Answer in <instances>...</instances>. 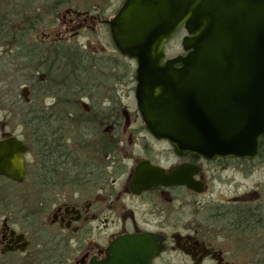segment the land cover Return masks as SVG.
<instances>
[{"label": "flooded vegetation", "instance_id": "af4514ba", "mask_svg": "<svg viewBox=\"0 0 264 264\" xmlns=\"http://www.w3.org/2000/svg\"><path fill=\"white\" fill-rule=\"evenodd\" d=\"M20 40L23 43V35ZM40 42L38 49L48 47ZM117 101V108L96 110L100 117L106 114L98 120L108 124L105 131L113 148L107 156L90 160L98 167L91 165V171L84 164L55 167L33 176L31 204L22 194L20 204L13 207L16 214L9 212L11 206L0 205V264H106L114 241L137 235H148L159 247L150 264H264V137L251 159L178 156L166 141L147 132L136 109L141 129L138 133L131 129L137 133L135 145L143 157L130 153L121 159L118 131L125 111L118 97ZM81 106L78 114L90 112L89 106ZM141 132L145 136L139 143ZM7 137L11 135L1 133L0 140ZM101 143L96 144L103 148ZM152 143L165 148L155 150ZM70 153L69 148L59 152ZM80 153L88 157L87 151ZM155 156L166 162L171 156V162L162 165ZM142 162L165 173L181 165L192 166L195 172L178 178L134 176ZM208 171L216 173L208 176ZM25 178L15 183L0 177L17 185Z\"/></svg>", "mask_w": 264, "mask_h": 264}, {"label": "water", "instance_id": "95a60500", "mask_svg": "<svg viewBox=\"0 0 264 264\" xmlns=\"http://www.w3.org/2000/svg\"><path fill=\"white\" fill-rule=\"evenodd\" d=\"M118 53L135 63L133 96L147 132L178 156L251 159L264 137V0H125L107 22ZM182 28V55L165 45ZM27 146L0 140V177L26 174ZM169 173L147 162L134 176ZM166 179V178H164ZM181 183H187L180 181ZM159 247L148 235L118 238L106 264H150Z\"/></svg>", "mask_w": 264, "mask_h": 264}, {"label": "rangeland", "instance_id": "374dc122", "mask_svg": "<svg viewBox=\"0 0 264 264\" xmlns=\"http://www.w3.org/2000/svg\"><path fill=\"white\" fill-rule=\"evenodd\" d=\"M30 1L32 2L33 0ZM123 1L124 0H67L65 3L60 0H37L35 3H32V7L30 8L31 12H28L29 14L26 12L24 13L28 15L31 13L30 16L37 14V27L32 30L30 39L32 38L37 41L40 40V45L46 44L45 46L48 47H44V50H48V52H51V49L53 52L57 48H59V50H78L87 56L89 55V58L90 56L117 57L120 60V64H123L126 67V77L121 78V82H116L113 85L115 95L120 100V108L124 109L125 111V116L122 118V125L118 131L122 140V145H120L119 149L120 156L118 157L121 159H126L130 153H133L135 157L138 158L143 157L142 153L137 151V147L135 145L137 144L135 141V135L139 132V129H141L138 118L137 121L135 119L136 105L133 96V90L135 86L134 72L136 65L133 61L121 56L118 53L112 43L109 28L106 24V21L110 20L114 16L118 8L122 5ZM28 3V0H18L17 3L14 2V0H0V14H6L7 12L9 13V10L13 7V5H15L14 7L17 9V11L19 10L23 13L22 9L24 6L26 7ZM23 17L26 18L25 15ZM85 18L87 21L83 20ZM11 23V25L19 26L20 29L24 24V22L19 19L12 20ZM4 31L7 30L5 29ZM9 32L14 31L9 29ZM5 33L6 32H4V34ZM185 35V31L183 29H179L167 42L165 45L166 59H171L183 54L181 39ZM12 36L13 38L9 43H7L5 38L0 37V135L1 133H5L17 137L27 145L28 151L25 156V182L21 185H17L0 179V205L11 206V208L9 207V212L11 214H16L17 208L13 207H16L18 204H20V196L22 194L28 195L29 204L32 203L34 195L33 193H29V191L34 188L30 186L31 181L33 182V176H43L45 173L40 169L41 165L39 164L40 162L38 160L34 146L33 144L28 143V132L25 130V126H23L25 121L24 113L26 112V108L29 109L30 105L26 104L29 103V84L31 83L30 77L32 75L27 71L19 72L15 68H12V65L9 64L8 56L12 55L14 49L18 46L17 41L14 40V35ZM48 42H53L60 47L54 48L56 45H53V43L48 45ZM22 50L23 48H21V51ZM115 72L117 75H120L122 71L119 69L115 70ZM102 81L105 82V80H101V82ZM103 97H105L104 91L100 92V95L96 97L97 103H99V107L106 108L107 106L104 103ZM77 102L79 103L78 108H81V110H83L81 103L85 107L91 105V102L88 99L78 100ZM52 104H54L53 99H45V101H37L35 107L42 109L40 106L47 108ZM107 126L108 124H104V126L101 128L98 127L96 132L94 131L91 133V137H96L102 131V129L105 130ZM107 128H109V126ZM131 128H135L137 133L133 132V129ZM77 129L78 128L68 125L66 132L63 133V144L66 148H69L70 151L73 152L72 157L75 158V161L71 163H78V165L89 164L94 165V168L98 167L97 164H92V162H90L92 159L91 156L86 157L84 154L82 156V153L75 151V148H77L76 146H78V144L73 139V137L78 136V134H84L82 131L78 132ZM1 130H3V132ZM143 136L145 135H143V132H141L138 136L139 143L142 142ZM91 137L88 136L87 138L93 139ZM152 146L155 150L165 148L162 145L157 146L154 143H152ZM81 156L82 159H80ZM155 157V161H158L165 166L171 162V156H169L168 162L159 156ZM104 162L105 165L108 163V161ZM128 162L124 161L126 164L130 163ZM64 171L66 170H61L60 172L63 173ZM71 171H74V169H71ZM108 171L111 172V170ZM216 171H208L207 175L211 176L213 173H216ZM222 176L230 175L223 174ZM230 246L234 247V245Z\"/></svg>", "mask_w": 264, "mask_h": 264}, {"label": "trees", "instance_id": "16d2710c", "mask_svg": "<svg viewBox=\"0 0 264 264\" xmlns=\"http://www.w3.org/2000/svg\"><path fill=\"white\" fill-rule=\"evenodd\" d=\"M17 1L14 0L16 3ZM28 1V5L22 9L23 13L17 11L13 5L9 13L0 14V37L5 38L9 43L14 35L18 46L16 45L13 54L8 56L9 64L19 72L27 71L32 75L29 84V103L26 104L30 105L24 113L23 126L28 132V143L33 144L37 154L39 153L37 157L41 159L39 164L42 172L50 173L53 168L58 169L60 166L63 168L78 166V163H71L75 161V158L72 157L73 152L68 155L59 154L66 149L63 144V133L66 132L68 125L78 128V132L83 131L84 133L73 137L78 144L75 151L85 150L88 157L92 156L94 159L107 156L112 147L108 145L110 138L106 136V131L102 129L96 137H91L92 132H96L98 127L101 128L105 124L101 121L99 123L100 118L106 117V114L101 117L100 114H97L96 110L102 107H99L96 97L104 91L103 100L106 108H117L119 102L113 85L116 82H121V78L126 77V67L120 64L117 57L90 56L89 58V55L78 50H59L57 48L53 52L52 49L51 52H48V50L40 48L41 46L38 49V41L30 39L32 30L37 27L38 16L37 14L30 16L31 13L28 15V12H31L32 3L37 0ZM24 15L26 18L23 17ZM15 19L24 22L21 29L19 26L11 25V21ZM5 29L7 31H4ZM9 29L14 32H9ZM4 32L6 33L4 34ZM21 35H23V43L20 40ZM50 44L52 43L48 42V45ZM53 45L56 44L53 43ZM21 48H23L22 51ZM119 69L122 72L117 75L115 70ZM101 80H105V82H101ZM85 96H88L91 102L90 112L78 114L77 111L81 108H78L77 101ZM45 99H53L55 105H59L58 108L55 106L57 110H53L54 104L47 108L40 106L42 109L35 107L37 101L41 102ZM71 109L73 111L70 112ZM88 136L93 139L87 138ZM98 141H102L103 148L96 144ZM53 148L56 149V152H52ZM85 167L88 171L92 169L89 164H86Z\"/></svg>", "mask_w": 264, "mask_h": 264}]
</instances>
